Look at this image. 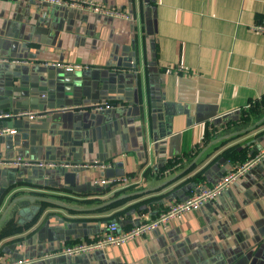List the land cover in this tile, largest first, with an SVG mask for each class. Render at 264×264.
<instances>
[{
	"label": "crops",
	"instance_id": "crops-1",
	"mask_svg": "<svg viewBox=\"0 0 264 264\" xmlns=\"http://www.w3.org/2000/svg\"><path fill=\"white\" fill-rule=\"evenodd\" d=\"M95 1L129 18L0 0V114H14L0 118V130H15L0 136V158L112 164L78 170L74 183L64 176L71 170L0 165V216L26 194L76 206L46 202L28 225L44 201L18 204L0 226V264H264V159L215 200L130 243L53 254L109 221L128 229L142 214L156 217L264 148V121L256 124L264 113L242 119L264 97V32L253 28L264 0ZM105 102L113 108L93 107ZM170 160L178 166L163 174ZM125 175L139 181L128 201L80 208L116 197L96 178Z\"/></svg>",
	"mask_w": 264,
	"mask_h": 264
},
{
	"label": "built area",
	"instance_id": "built-area-1",
	"mask_svg": "<svg viewBox=\"0 0 264 264\" xmlns=\"http://www.w3.org/2000/svg\"><path fill=\"white\" fill-rule=\"evenodd\" d=\"M38 2H45L50 5L65 6L70 8H78L82 10L91 11L98 14L109 15L116 18H129V14L119 8H107L100 2L95 0H34ZM254 29L264 32V21L257 23L253 26ZM48 65V63H45ZM50 65L58 68H64L67 71H73L80 69L83 66L80 64H66L54 62ZM95 110L100 111L103 109L113 108L111 103H98L94 104ZM18 115H27L29 118H36L39 114L33 112H20ZM12 113L0 114V118L12 117ZM13 129H1L0 136L6 134H12ZM264 159V148L261 149L255 156L247 161L233 166L228 172H226L217 182L211 186H197L191 190V193L185 199L170 204L166 209L162 210L156 217H150L147 214H142L139 217L137 224L128 229H123L119 224L113 220L109 221L105 227L104 232L90 237L87 240H82L74 244L63 245L55 255H65L69 257H77L84 254H91L95 251L105 250L108 248L122 246L131 241L142 237L150 231L158 229L159 227L167 226L173 219H176L183 214L191 211H195L207 202L215 200L221 194H223L232 184H234L242 175H244L253 166L258 164ZM0 165L26 167V168H53V169H96L105 171L112 167L110 162L105 161H93L90 163H71V162H56V161H44V160H30L25 157L17 156L12 159L0 158ZM96 185L99 186H111L116 190L128 189L133 186H137L139 181L131 176H101L94 180ZM32 259H20L15 262L7 264H25L31 262Z\"/></svg>",
	"mask_w": 264,
	"mask_h": 264
},
{
	"label": "water",
	"instance_id": "water-1",
	"mask_svg": "<svg viewBox=\"0 0 264 264\" xmlns=\"http://www.w3.org/2000/svg\"><path fill=\"white\" fill-rule=\"evenodd\" d=\"M133 63L132 62H129L127 65H132ZM228 118L224 119V120H227ZM223 118H218L217 120H215V122H218V121H222ZM264 121V116L256 123L257 125L260 124L261 122ZM255 124V125H256ZM255 125L253 126H249L247 129H251L252 127H254ZM246 129V130H247ZM215 141H218V140H215ZM212 144V143H211ZM210 144V145H211ZM209 145V146H210ZM208 146V147H209ZM207 149V148H206ZM206 149H204L201 154L198 155V157H196L191 163L190 165H188L185 169H183L181 172H179L178 174L170 177L169 179H167L166 181H164L162 183V185H165L167 183H169L170 181H172L173 179L177 178L179 175L185 173L187 170L190 169V167L192 165H194L197 160L200 158V156L206 151ZM24 168V167H23ZM26 168V167H25ZM64 170H70V169H64ZM78 170H81V169H74V170H71V171H66L64 173V176H65V179L67 180V182L69 183H74V180L76 178V171ZM142 191V190H141ZM138 193V192H137ZM133 194H136V192H129V193H123V194H120L112 199H109L99 205H96V206H92V207H80L84 210H90V209H95V208H101V207H105V206H108L118 200H121V199H124V198H127L129 196H132ZM24 201H29V202H35V201H44V202H50V203H54V204H57L59 206H64V207H67V208H75L76 206L74 205H71L63 200H60V199H56V198H53V197H49V196H44V195H32V194H26V195H22V196H16L15 198H13L11 200V202L8 204V206L5 208L4 212L1 214L0 216V226L7 220L11 217V215L14 213V211L17 209V205L20 204L21 202H24ZM79 208V207H78Z\"/></svg>",
	"mask_w": 264,
	"mask_h": 264
},
{
	"label": "trees",
	"instance_id": "trees-1",
	"mask_svg": "<svg viewBox=\"0 0 264 264\" xmlns=\"http://www.w3.org/2000/svg\"><path fill=\"white\" fill-rule=\"evenodd\" d=\"M263 113H264V97H262V99H261L259 102H256V103L254 104V107H253V109H252L251 114L248 113V115L243 116L242 119H243L244 123H247V122H249V121L252 119V117H253V118H254V117H255V118H258V117L261 116ZM250 115H252V116H250ZM208 139H209V138H208ZM177 166H178V160H170V161L166 164V166L162 169L161 172L164 174V172H166L167 170L170 171V170L174 169V168L177 167ZM109 187H111V186H108V188H106V189H104V190L109 191V189H110ZM104 190H103V191H104ZM127 190H129V188H128V189L116 190V191L113 192V195H114V196H118V195H120V194L126 192ZM131 190H132V189H131ZM37 194H40V192H38ZM129 199H130V198L119 200V201L114 202V203H112L111 205L105 207L104 209H111V208H113V207H116L117 205H120V204L124 203L125 201H128ZM90 201H91V202H90ZM90 201H89L90 203H93V202H99L100 199H99V198H97V199H91ZM48 204H49V203L41 202V203H40V208L38 209V211L36 212V214L30 219V221L27 222V224H28V225L33 224V223L36 221V219L38 218V216L40 215V213L44 210V208H45Z\"/></svg>",
	"mask_w": 264,
	"mask_h": 264
}]
</instances>
